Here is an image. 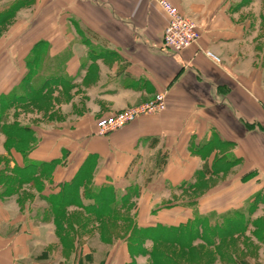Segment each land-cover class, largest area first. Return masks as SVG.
<instances>
[{"label": "crops", "instance_id": "obj_1", "mask_svg": "<svg viewBox=\"0 0 264 264\" xmlns=\"http://www.w3.org/2000/svg\"><path fill=\"white\" fill-rule=\"evenodd\" d=\"M171 1L200 30L180 52L164 47L168 17L153 0H0V22L14 21L0 48L4 122L36 138L20 140L24 155L0 129V264H184L150 247L188 250L191 237L192 248H215L243 235L251 237L247 246H260L264 263V0ZM159 92L165 111L97 133L94 119ZM23 104H36L52 129L18 114ZM29 165L36 168L21 178ZM227 169L237 171L224 195L229 205H156L182 183ZM72 182L79 203L56 214L50 198ZM104 187L128 198L110 211L94 206L113 214L121 235L129 229L123 239H94L91 221L70 217L77 209L98 214L93 194ZM221 256L214 263L254 261Z\"/></svg>", "mask_w": 264, "mask_h": 264}, {"label": "rangeland", "instance_id": "obj_2", "mask_svg": "<svg viewBox=\"0 0 264 264\" xmlns=\"http://www.w3.org/2000/svg\"><path fill=\"white\" fill-rule=\"evenodd\" d=\"M12 24L14 25V21L12 20H6V21L0 22V48L2 46L4 47V45H9L6 32L10 30ZM2 49H0V59L4 61L6 54L3 53ZM3 65L4 63L0 62V73L4 72ZM36 104L35 106L30 105V104L24 106L23 104L20 109L18 108L16 109V112L22 115L23 117H25L26 119H28L29 121H31L35 125H40V121H42L44 124L47 125V127H45L43 124H41L43 127H45L46 129H52L51 127H49L50 123L49 124L47 123L46 117H39L37 115L39 113H38ZM132 107H135V106H132ZM4 111L5 110H3V113H2L3 121H6ZM60 119L61 118H57V121L62 122V120ZM94 120H98V119H94ZM89 123H92V121ZM67 125L68 124H66L65 126ZM12 142H14V144H16L19 147L22 146V142L20 140L15 139ZM235 172L237 171H234V170L230 171L229 169H227V170H224L223 173L218 174L217 176H213L211 178L198 177L196 181H194L193 183L192 182L182 183L181 184L182 186L179 187L178 192H176V194H173L171 197L158 199L156 205H160L162 207L163 206L170 207L174 205L175 206L189 205L190 207H195L198 204V200H200V204L202 206H208V205L211 206V205H218V204L229 205L230 199L228 196H224V195L228 192V186H229L228 180L235 176L234 175ZM1 182L5 183L3 180H1ZM134 184L131 187H134ZM188 185L190 186L188 187ZM135 188H136V185H135ZM28 199H31L30 193H29ZM28 199L27 197L23 196L20 199V202L23 205L24 201ZM40 204L44 205V203L39 202V205ZM70 205H74V203ZM74 211L75 212H71L73 213L70 216L72 219L75 218L77 222H81V223L84 221H91L93 223V230L91 231V233H93L94 239H97L98 237L105 238L107 235L115 234V233L118 234L116 237L117 239L119 237L123 239L129 231V229H126L124 231L126 232V234L121 235V231H118V229L114 230L115 228L114 226L116 225L114 224L115 222H112L106 215H99V214L84 215L78 209ZM60 215H62V213ZM255 231L258 235H260L262 232L260 228H258ZM247 237H245L244 235L237 236V237L232 236L230 238L223 240L220 244H217L215 248L206 247V245L204 246L201 243V244H198L195 248H192L189 250H186L184 247L176 246L174 244L168 245L165 243H157L156 245H152L150 247V252L153 253L154 251L156 255L172 256L184 264H218V263H214L217 254H219L220 256L222 255L221 257H218L219 259H221L222 257L224 258L225 254L229 252H234L238 254V256L240 257H243V256L245 257V255L251 254V256L254 258V261L249 264H264L258 260V258L261 257L260 252H259L260 246H256L254 244L247 246L248 244L247 241L249 242L251 241V237H249V235ZM96 247H99V246H96ZM154 264H168V260L166 261L160 260L158 261V263L154 262ZM221 264H225V263L222 262Z\"/></svg>", "mask_w": 264, "mask_h": 264}, {"label": "built area", "instance_id": "obj_3", "mask_svg": "<svg viewBox=\"0 0 264 264\" xmlns=\"http://www.w3.org/2000/svg\"><path fill=\"white\" fill-rule=\"evenodd\" d=\"M164 10L168 17V24L163 34L164 47L175 52H180L194 44L200 38V30L196 21L183 14L171 0H153ZM214 59L218 57L208 52ZM165 92L156 93L147 102L123 109L117 113L101 117L96 121L97 133L107 135L115 130L121 129L126 125L136 121L143 116L161 113L167 108Z\"/></svg>", "mask_w": 264, "mask_h": 264}, {"label": "trees", "instance_id": "obj_4", "mask_svg": "<svg viewBox=\"0 0 264 264\" xmlns=\"http://www.w3.org/2000/svg\"><path fill=\"white\" fill-rule=\"evenodd\" d=\"M11 101V100H10ZM5 106H7L6 101L4 98L0 99V129L6 134L8 140V146L14 144V142H12L15 139H19L24 141H31V140H35L36 138L33 136L32 133H30V128H26V127H22L19 124H7L3 121V110H5ZM19 148V150L26 155V151H24L23 149H21L19 146H17ZM46 165L44 166V172L50 173L49 169H47L46 166H50L51 163H45ZM28 169L24 170V171H19L18 173L19 176L23 179L27 178L33 170V168H36V166L34 165H29L27 166ZM24 172V173H23ZM77 186L75 185L74 182L66 184L63 188L62 191L60 192V194L50 198L51 204L56 207L55 208V212L56 214L58 213L59 210H62L65 206H68L70 204L73 203H79V199L78 198V193H77ZM112 189L106 190V188L104 187L103 189L97 191V193L94 192L93 197L95 199L94 202V206L98 207V208H107L108 211H110L111 207H115L116 205H119L120 203L126 202L128 200V198H122V199H116V197L114 196V194L110 191ZM257 198H261V194H259L257 196ZM255 205V202L253 203ZM94 209H96L94 207ZM102 210V209H101ZM99 209H96V213H98L99 215H101ZM106 216L109 215L113 216V214L111 212H108L107 214H105ZM189 233H195L193 235H197L198 234V230H194L192 227L189 228V230H187ZM221 233L222 235L228 234V229L227 226L225 229L221 228ZM206 235H204L205 237ZM180 239V238H179ZM190 239L191 237H189L187 239V244H188V250L192 249V247L190 246Z\"/></svg>", "mask_w": 264, "mask_h": 264}]
</instances>
